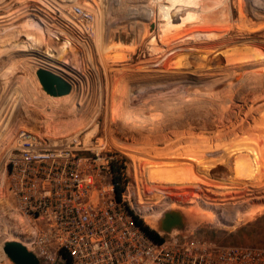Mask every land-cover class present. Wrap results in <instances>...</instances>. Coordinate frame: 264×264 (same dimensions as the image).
Segmentation results:
<instances>
[{
  "label": "rangeland",
  "instance_id": "374dc122",
  "mask_svg": "<svg viewBox=\"0 0 264 264\" xmlns=\"http://www.w3.org/2000/svg\"><path fill=\"white\" fill-rule=\"evenodd\" d=\"M159 3L0 0V143L18 129L100 137L122 164V199L147 225L176 209L196 235L264 245V0H198L181 28ZM72 4L93 13L90 33L72 24ZM35 62L72 84L68 105L42 89ZM4 162L0 264H12L1 246L23 223Z\"/></svg>",
  "mask_w": 264,
  "mask_h": 264
},
{
  "label": "built area",
  "instance_id": "2783aa9c",
  "mask_svg": "<svg viewBox=\"0 0 264 264\" xmlns=\"http://www.w3.org/2000/svg\"><path fill=\"white\" fill-rule=\"evenodd\" d=\"M67 14L85 34L92 31L89 9L72 4ZM98 139L18 129L0 143L9 204L23 223L19 241L41 263L264 264V245L220 243L194 233L152 238L116 198L114 155Z\"/></svg>",
  "mask_w": 264,
  "mask_h": 264
},
{
  "label": "water",
  "instance_id": "95a60500",
  "mask_svg": "<svg viewBox=\"0 0 264 264\" xmlns=\"http://www.w3.org/2000/svg\"><path fill=\"white\" fill-rule=\"evenodd\" d=\"M151 28H153V25ZM35 74L42 89L48 95L62 96L72 91V84L60 74L44 67H39ZM7 200L14 206L9 191L7 192ZM155 222L157 223V227L151 226V228H153L162 239L169 238L175 232L183 235H190L192 233V228H190L188 221L180 210H166ZM2 251L12 264H43L32 251L19 240L11 239L3 241Z\"/></svg>",
  "mask_w": 264,
  "mask_h": 264
},
{
  "label": "bare ground",
  "instance_id": "6f19581e",
  "mask_svg": "<svg viewBox=\"0 0 264 264\" xmlns=\"http://www.w3.org/2000/svg\"><path fill=\"white\" fill-rule=\"evenodd\" d=\"M159 1V0H158ZM167 3H168V5L166 4H162V5H160V3H159V9L161 10L160 11V13H161V15H162V17H163V19H165V21H166V23L168 24V23H173L174 24V26H175V24H177V25H181L182 26V24L184 23V22H187V20L186 19H188L189 20V18H190V14H186V11H188V9L189 8H191L192 6H195V5H197L196 4V2H198V0L195 2V0H193L194 2H193V4L191 3L190 4V0H165ZM192 1V0H191ZM160 2H163V1H160ZM211 2V1H210ZM210 2H209V4H210ZM195 3V4H194ZM199 4H205V2L204 3H200L199 2ZM208 4V5H209ZM215 4V3H214ZM189 5H191V6H189ZM201 5H199V6H201ZM202 5V6H203ZM217 5V4H216ZM219 5H221V4H219ZM207 6V5H206ZM204 7V6H203ZM210 7H211V4H210ZM228 7V6H227ZM196 9H198V8H196ZM201 9V8H200ZM204 9H207V7H204ZM210 9V8H209ZM209 9H207V11L205 10V12H203L202 10H199L201 13H206L207 14V12L208 11H210ZM186 10V11H185ZM214 10V9H213ZM198 11V10H197ZM197 11H195L196 13H197ZM153 12V11H152ZM194 12V13H195ZM211 12V11H210ZM221 12V11H220ZM188 13H189V11H188ZM222 13H224V12H222ZM222 13H220L221 15H222ZM154 14V13H153ZM193 14V13H192ZM197 14H199V12L197 13ZM211 14V13H210ZM213 15H214V13H212ZM217 14V13H216ZM159 15V14H158ZM187 15V16H186ZM195 15V14H194ZM202 15V14H201ZM201 15H198V16H201ZM212 15V16H213ZM220 15V16H221ZM193 16V15H192ZM218 16V15H217ZM223 16V15H222ZM194 17V16H193ZM196 17V20H197V15L195 16ZM205 16H203V18H204ZM215 17V16H214ZM161 18V17H160ZM220 18V17H219ZM219 18H217V19H219ZM216 19V18H215ZM216 19V20H217ZM222 19V18H221ZM186 20V21H185ZM195 20V21H196ZM199 20V19H198ZM215 20V21H216ZM191 21V20H190ZM194 21V20H193ZM175 22V23H174ZM189 22V21H188ZM209 22V21H208ZM161 23V22H160ZM163 23V22H162ZM161 23V24H162ZM165 23V22H164ZM163 23V24H164ZM165 23V24H166ZM193 23V22H192ZM201 23V22H200ZM206 23H207V21H206ZM198 24V23H197ZM176 25V26H177ZM179 25V27L181 28V26ZM194 25V24H193ZM203 25V24H202ZM201 25V26H202ZM207 25V24H206ZM211 25V24H210ZM209 25V26H210ZM226 24H224V27L226 28V26H225ZM160 26V25H159ZM169 26V25H168ZM184 26V25H183ZM195 26V25H194ZM192 27V26H191ZM195 27H197V26H195ZM207 27V26H206ZM214 27V26H213ZM212 27V28H213ZM224 27H223V30L226 32V29H224ZM228 27V26H227ZM160 28V27H159ZM162 28H163V25H161V30H162ZM169 28V27H168ZM167 28V29H168ZM176 28V27H175ZM175 28H173V29H175ZM198 28H199V26H198ZM197 28V29H198ZM212 28L210 27L209 29H211V31H212ZM219 28V27H218ZM222 28V27H221ZM164 29H166V28H164ZM187 29H189V28H187ZM204 29L205 30H207L205 27H204ZM216 29H217V27H216ZM172 30V29H171ZM170 29L169 30H167V31H171ZM184 31H185V29H183ZM198 30H200V28L198 29ZM215 30V29H214ZM218 30H222V29H217V31ZM163 31V30H162ZM173 31V30H172ZM210 31V30H209ZM223 31V32H224ZM164 32H166V30L164 31ZM163 32V33H164ZM187 32H189V31H186V33ZM200 32V31H199ZM212 32H215V31H212ZM157 33V32H156ZM155 33V34H156ZM182 33H183V31H182ZM185 33V32H184ZM198 33V32H197ZM207 33V32H206ZM210 33V32H209ZM216 33V32H215ZM162 34V33H161ZM160 34V35H161ZM165 34V33H164ZM163 34V35H164ZM168 34V32L166 33V35ZM171 34V33H170ZM180 34V33H179ZM199 34V33H198ZM224 34V33H223ZM222 34V35H223ZM208 35V34H207ZM219 35V34H218ZM220 35H221V33H220ZM220 35L218 36V37H220ZM225 35V34H224ZM165 36V35H164ZM175 36V35H174ZM187 36H188V34H187ZM212 36V34L210 35V37ZM153 37H155V36H153ZM160 37H162V36H160ZM167 37H168V35H167ZM176 37H177V34H176ZM176 37H174V38H176ZM185 39L187 38V37H185V35L183 36ZM182 37V38H183ZM197 37H199V36H197ZM203 38H205L204 36H202ZM217 36H216V38H218ZM222 37V36H221ZM170 39L171 38H173V36L171 37H169ZM183 38V39H184ZM196 38V37H195ZM202 38V39H203ZM208 38V37H207ZM212 38H214V37H212ZM212 38H208V39H210V40H212ZM182 39V40H183ZM201 38H199V40H202ZM215 39V38H214ZM160 40H161V38H160ZM172 40V39H171ZM179 40V39H178ZM181 40V39H180ZM198 40V38H196V41ZM154 41V40H153ZM156 41V40H155ZM155 41L153 42L154 44H156L155 43ZM188 41V40H187ZM175 42V41H174ZM185 42H186V40H185ZM189 42V41H188ZM198 42H200V41H198ZM201 42H203V41H201ZM210 41H208V43H209ZM214 42V41H213ZM170 43V42H169ZM169 43L167 44V45H169ZM163 44H165V43H163ZM173 44V43H172ZM152 45V44H151ZM186 45V44H185ZM189 45V44H188ZM187 45V46H188ZM193 45V44H192ZM191 45V46H192ZM196 46H197V44H195ZM156 46V45H155ZM174 46V45H173ZM177 46H178V44H177ZM183 46V45H182ZM160 47V46H159ZM164 49V48H163ZM35 63H37V62H35ZM36 65V64H35ZM35 67H39V64L37 63V65L35 66ZM41 67V66H40ZM44 68H46V69H49V68H47V67H44ZM35 70H37V69H35ZM49 70H51V71H53V72H55V70H53V69H51V67H50V69ZM36 72V71H35ZM55 73H58V72H55ZM60 74V73H59ZM70 94H71V92L69 93V94H65V95H62V96H51V95H49L51 98H57V99H60L61 100V102L62 103H64V104H66V105H68L69 103H70ZM49 97V98H50ZM52 100V99H51ZM72 100V99H71ZM52 101H54V100H52ZM71 111V110H70ZM50 122V121H49ZM48 126V125H47ZM50 127V126H49ZM48 127V128H49ZM50 129V128H49ZM49 129H47V127H46V131L45 132H48L49 131ZM52 130H54V129H52ZM49 134V133H48ZM149 225H151L152 227H157V223L155 222V220L153 221V223L152 224H149ZM2 247V246H1Z\"/></svg>",
  "mask_w": 264,
  "mask_h": 264
},
{
  "label": "trees",
  "instance_id": "16d2710c",
  "mask_svg": "<svg viewBox=\"0 0 264 264\" xmlns=\"http://www.w3.org/2000/svg\"><path fill=\"white\" fill-rule=\"evenodd\" d=\"M110 169L112 173L111 180L115 185L116 198L119 200L122 198L123 191L125 190L126 179L123 176L122 164L118 161H112L110 163ZM136 223L145 230L152 238L157 241H161L162 237L149 225H147L142 218L138 217L131 211Z\"/></svg>",
  "mask_w": 264,
  "mask_h": 264
}]
</instances>
